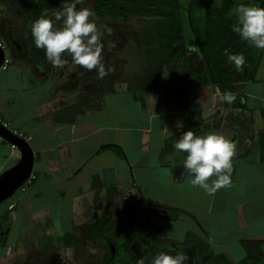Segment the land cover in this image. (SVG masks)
Returning <instances> with one entry per match:
<instances>
[{"label": "crops", "instance_id": "crops-1", "mask_svg": "<svg viewBox=\"0 0 264 264\" xmlns=\"http://www.w3.org/2000/svg\"><path fill=\"white\" fill-rule=\"evenodd\" d=\"M30 1L40 10L39 0ZM247 1L260 7L233 0L234 7ZM23 6L28 0H0V45L11 59L0 69V120L27 140L34 165L27 189L0 210V264H94L91 227L118 204L162 243L201 249L220 264H243V241H261L259 258L246 264H264V49L244 41L254 74L246 62L220 83L204 64L188 72L200 53L193 35L192 42L150 36L164 22L155 20L141 25L136 40L101 38L112 69L101 79L70 57L54 68L26 45L22 29L33 21H21ZM225 92L233 103L221 101ZM189 129L234 140L230 187L210 196L191 185L187 154L174 148ZM20 158L0 136V174ZM161 206L183 212L169 219Z\"/></svg>", "mask_w": 264, "mask_h": 264}, {"label": "clouds", "instance_id": "clouds-1", "mask_svg": "<svg viewBox=\"0 0 264 264\" xmlns=\"http://www.w3.org/2000/svg\"><path fill=\"white\" fill-rule=\"evenodd\" d=\"M85 0H62L59 10L53 16H41L30 25L34 45L44 50L47 61L54 68L63 69L70 57L71 63L86 71L95 70L103 79L111 68L104 63V32L96 22V13L91 8L80 7ZM213 7L222 8L223 0H214ZM236 22L232 31L241 40L257 49H264V7L240 3L230 9ZM54 17V18H53ZM59 22L60 26H57ZM111 34L112 29L104 26ZM227 63L241 72L246 65L242 52L234 53L224 49ZM222 102L233 103L235 96L225 92L220 96ZM178 152L186 153L183 161L185 172L191 173V185L202 188L208 195H214L221 188L230 187L233 172V158L236 155L234 140L219 131L196 134L184 131L174 143ZM214 177V178H213ZM212 178V179H210ZM160 251L151 258V264H187L185 251Z\"/></svg>", "mask_w": 264, "mask_h": 264}, {"label": "trees", "instance_id": "trees-1", "mask_svg": "<svg viewBox=\"0 0 264 264\" xmlns=\"http://www.w3.org/2000/svg\"><path fill=\"white\" fill-rule=\"evenodd\" d=\"M27 1V0H26ZM40 10L28 0L29 6H23L21 10V21L33 19V22L41 17V11H48L52 14L58 9L62 0H39ZM259 1L260 7H264V0ZM214 0H190L185 6L179 0H95V9L99 17L106 15L118 17L119 15L128 17L130 15L141 17L158 16L165 18L158 29L150 28L148 35H162L171 38L172 40L184 39V20L182 19V11L186 12V22L189 25V30L192 32L195 42L199 48L200 56L204 69L209 71V74L214 80L220 83L227 82L232 79L235 67L227 63L224 49L229 48L234 53L242 52L246 62L250 64L251 74H254L255 67L253 65L252 55L250 50L244 46V41L239 35L232 31V25L236 22L235 15H229L230 9L234 7L233 0H223V7H213ZM250 2H245L249 5ZM123 5V6H121ZM53 16V15H51ZM54 18V17H53ZM22 35L25 39L30 38V26L22 29ZM25 32V34H24ZM157 32V34H156ZM28 40V39H27ZM43 55V49H37ZM143 202L148 208L158 207L143 199ZM168 210L165 217L169 219H177L183 210L161 206ZM122 205H115L113 210L101 215L96 223L93 224L90 230L89 238L99 239L103 248V260L109 264H128L132 261L131 244L138 236V228L133 225L132 219L123 216ZM6 227L0 228V233ZM2 242V241H1ZM247 250V257L243 260V264L249 259H257L261 241H243ZM114 244L116 254L112 257L111 245ZM196 253V252H195ZM198 257L203 255L202 250H198ZM205 264H220V261L209 257Z\"/></svg>", "mask_w": 264, "mask_h": 264}, {"label": "flooded vegetation", "instance_id": "flooded-vegetation-1", "mask_svg": "<svg viewBox=\"0 0 264 264\" xmlns=\"http://www.w3.org/2000/svg\"><path fill=\"white\" fill-rule=\"evenodd\" d=\"M40 4V1H39ZM95 5V0H85V3L83 5H78L77 7H88L91 8L93 11H95L96 13V22L98 24V26L101 27V30L104 32V35L102 36L103 39H108L111 42L115 41V40H127V41H131V40H136L137 37L139 36L140 32L143 31L141 29V25L139 26H135L132 25L134 22V18H142L141 16H134V15H130L128 17L119 15L118 17H113V16H109L106 15L104 17H99L97 15V11L94 7ZM123 6V5H121ZM58 9H56V11H58ZM55 11V12H56ZM43 13H46L44 16H50L53 15L51 12L49 13L48 11H43ZM154 18L158 17V16H152ZM146 18V17H144ZM31 21H33V19H31ZM139 24L142 23V21H140V19L138 20ZM59 23V22H58ZM108 26L112 29L111 34H109L106 30V28H104V26ZM141 30V31H140ZM20 37V35H18ZM23 37V36H22ZM30 38L25 39V37H23V41H25L24 43L30 44L31 49L34 51L37 50L38 48L34 45L33 42V38L32 36H29ZM28 43H27V42ZM111 48V47H110ZM125 217H129L132 219L133 225L138 228V236L137 238L132 242L131 244V250H132V261L128 264H150V259L152 258V256L154 257L157 252L160 251H164L165 248L168 249H178L177 247L173 246V245H166L164 243H162L161 241H159V239H157L155 236H153L152 234H150V232H148L147 229H145V227L143 225L140 224V222L136 219H134L132 216L130 215H124ZM95 247H94V251L97 255V260L94 264H109L108 261H104L103 260V248H102V243H100L99 239L95 240ZM111 245V249H112V245L114 246V244H110ZM185 251V250H183ZM188 255V261L187 264H205L206 260L209 258L206 255H201L198 257V254H196L195 252H191V251H185ZM116 254V249L114 246V251L112 250V257H114Z\"/></svg>", "mask_w": 264, "mask_h": 264}, {"label": "water", "instance_id": "water-1", "mask_svg": "<svg viewBox=\"0 0 264 264\" xmlns=\"http://www.w3.org/2000/svg\"><path fill=\"white\" fill-rule=\"evenodd\" d=\"M6 56L5 48L0 45V66ZM192 56L189 59L194 61L189 64L188 72H192L195 69L201 70L203 68V62ZM0 136L5 140L14 143L21 151L20 160L9 169L3 171L0 174V204L6 199L10 198L14 192L22 185V183L31 175L34 165V152L27 142V140L19 134L13 132L9 127L5 126L0 121ZM114 251V246L112 245ZM164 251H172L171 254H175V249L165 248ZM153 257V256H152ZM151 264V259H150Z\"/></svg>", "mask_w": 264, "mask_h": 264}, {"label": "rangeland", "instance_id": "rangeland-1", "mask_svg": "<svg viewBox=\"0 0 264 264\" xmlns=\"http://www.w3.org/2000/svg\"><path fill=\"white\" fill-rule=\"evenodd\" d=\"M180 1V3L181 4H183V5H187L188 4V2L190 1V0H179ZM186 12L183 10L182 11V16H183V20H184V34L186 35H184L185 37H186V40L188 39V42L189 41H191L192 42V34L190 33V30H189V25L187 26V22H186ZM140 19V21H142V23L141 24H139V20ZM162 21V20H164L165 22H167V20L165 19V18H162V17H156V18H154V17H146V18H144V17H142V18H137V17H135L134 18V23L132 24V25H135V26H140V25H147V26H150V25H153V21ZM152 28V27H151ZM194 48V47H193ZM4 203H6V202H3L1 205H0V210H2V208H3V205H4ZM17 233V230L15 231V232H13V237L15 236V234Z\"/></svg>", "mask_w": 264, "mask_h": 264}, {"label": "built area", "instance_id": "built-area-1", "mask_svg": "<svg viewBox=\"0 0 264 264\" xmlns=\"http://www.w3.org/2000/svg\"><path fill=\"white\" fill-rule=\"evenodd\" d=\"M199 55H200V53H199L197 56L200 57ZM10 63H11V59L8 58L7 56H5V58H4V60H3L2 64H1V66H0V69H1V70H6V69L8 68V66H9ZM0 121H1V120H0ZM3 124H4L5 126H7L6 123L3 122ZM15 133H16V132H15ZM17 134H18V133H17ZM19 135H20V134H19ZM20 136H22V135H20ZM12 145H13V147H16V145H15L14 143H12ZM31 182H32V177L29 176V177H28V178L22 183V185H21L19 188H21L22 190H26V189H27V186H28ZM14 206H15V204L12 203V204L9 205V208H13ZM0 220H1V218H0Z\"/></svg>", "mask_w": 264, "mask_h": 264}]
</instances>
